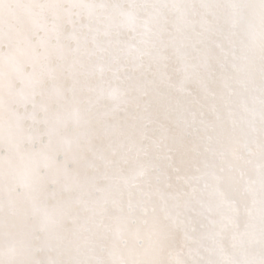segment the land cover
I'll return each mask as SVG.
<instances>
[{
	"label": "snow or ice",
	"instance_id": "1",
	"mask_svg": "<svg viewBox=\"0 0 264 264\" xmlns=\"http://www.w3.org/2000/svg\"><path fill=\"white\" fill-rule=\"evenodd\" d=\"M0 264H264V0H0Z\"/></svg>",
	"mask_w": 264,
	"mask_h": 264
},
{
	"label": "bare ground",
	"instance_id": "2",
	"mask_svg": "<svg viewBox=\"0 0 264 264\" xmlns=\"http://www.w3.org/2000/svg\"><path fill=\"white\" fill-rule=\"evenodd\" d=\"M120 3H130V2H143V0H119ZM165 55L171 57L170 60L163 62L167 64V67L165 68L162 64L159 71L165 73L164 77V83L165 84H171V88L163 87L161 89V92L164 96V100L162 103L164 105H172L175 106L177 103L181 105H187L189 104L193 98H200L202 96V92L195 84H189L185 82V73L183 72L184 64L182 61L178 60L174 55V49L169 48L168 51L165 53ZM156 67L153 66L152 71H156ZM170 78V79H169ZM159 80L160 77H157ZM178 88H183V91H177ZM192 93V96H188V92ZM130 111H134V109H130ZM159 122L165 123V124H171L172 121H175L178 119L177 113L173 112L172 115L169 118H165L163 115H157L155 117ZM212 118V117H209ZM165 155H169V153L165 152ZM174 160L179 163V155L176 153H172ZM161 163L163 166H167L168 160L165 159ZM181 175H190V173L181 172ZM209 183H212L211 178H209ZM183 187V185H181ZM230 199H232L236 206L238 208H242V201L240 200L238 195L231 194L230 193ZM41 259L46 260L47 259V253H45Z\"/></svg>",
	"mask_w": 264,
	"mask_h": 264
}]
</instances>
